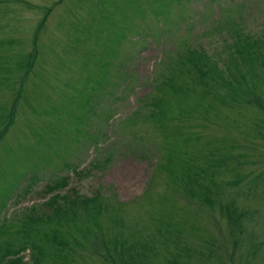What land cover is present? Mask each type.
I'll return each mask as SVG.
<instances>
[{
	"label": "rangeland",
	"instance_id": "1",
	"mask_svg": "<svg viewBox=\"0 0 264 264\" xmlns=\"http://www.w3.org/2000/svg\"><path fill=\"white\" fill-rule=\"evenodd\" d=\"M17 258L264 264V0H0Z\"/></svg>",
	"mask_w": 264,
	"mask_h": 264
},
{
	"label": "trees",
	"instance_id": "2",
	"mask_svg": "<svg viewBox=\"0 0 264 264\" xmlns=\"http://www.w3.org/2000/svg\"><path fill=\"white\" fill-rule=\"evenodd\" d=\"M57 187H55L56 189ZM49 190L53 191L54 192V186H50L49 187ZM57 196H54L53 199H56ZM22 263V260L21 258H17V259H14L13 261L10 262V264H21ZM23 264V263H22Z\"/></svg>",
	"mask_w": 264,
	"mask_h": 264
}]
</instances>
